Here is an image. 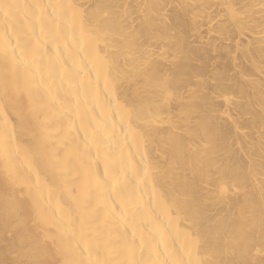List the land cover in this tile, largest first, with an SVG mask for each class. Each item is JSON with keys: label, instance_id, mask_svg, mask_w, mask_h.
Segmentation results:
<instances>
[{"label": "bare ground", "instance_id": "obj_1", "mask_svg": "<svg viewBox=\"0 0 264 264\" xmlns=\"http://www.w3.org/2000/svg\"><path fill=\"white\" fill-rule=\"evenodd\" d=\"M241 1L6 0L0 259L89 264L107 256L98 243L135 234L137 258L155 264H264V0ZM213 2L225 23L212 24ZM6 78L19 92L5 95ZM31 107L42 154L30 136L10 139ZM51 235L64 238L55 257Z\"/></svg>", "mask_w": 264, "mask_h": 264}, {"label": "snow or ice", "instance_id": "obj_2", "mask_svg": "<svg viewBox=\"0 0 264 264\" xmlns=\"http://www.w3.org/2000/svg\"><path fill=\"white\" fill-rule=\"evenodd\" d=\"M14 5L11 3L6 2V0H0V14H3L5 18H10L12 15V9ZM4 58L6 61L9 59L12 62V71L13 77H15V68L17 63H19L16 50L13 49L11 55L7 50L3 52ZM264 71V69H262ZM118 86L117 83H113V88ZM10 88H13L15 91L19 92L18 85L15 84L14 79L9 81L7 78L3 83V90L5 95L8 94ZM40 111L36 107H31L27 111H21L17 116L19 131L17 132L15 129L12 133L11 140L15 141L17 136L23 138L25 136H30L33 140V147L36 153L42 154V149L44 146V126L43 123L39 119ZM31 152V149H30ZM46 179L48 178V174L45 173ZM9 183L15 187L16 186V174L14 172H9L7 177ZM30 179V177H29ZM56 180V173L55 171L52 172L51 181ZM98 180L102 181L103 178H99ZM39 176L37 175L36 184H39ZM16 215V208L14 205L7 204L5 205V228L8 232V235H12L11 228H9L10 224V217H14ZM46 243L50 244L48 251L50 254L55 257L57 254L61 253L64 248V238L62 236L51 235L46 237ZM188 244V251L189 254L195 250L199 251L200 248V240L196 236H189L187 239ZM98 254L99 250L102 249L107 253V256L100 260L97 259L96 261H90L89 264H155V261H149L145 259H138V255L143 257L145 252V243L143 239L137 243V239L135 234L129 239L127 234L123 237L116 236L115 238L109 237L107 240L103 241L102 243L97 244ZM87 250V245L82 251ZM151 252V250H150ZM261 255H264V249L261 250ZM123 256L124 259H119L118 257ZM0 264H26L25 261H10L8 259H0ZM31 264H37V262H31ZM44 264H76V262L63 260L58 261L56 259L46 261ZM162 264H168L165 260ZM188 264H213L211 261L207 260H200L197 259L195 261L189 260ZM232 264H249L247 261L243 262H232Z\"/></svg>", "mask_w": 264, "mask_h": 264}, {"label": "rangeland", "instance_id": "obj_3", "mask_svg": "<svg viewBox=\"0 0 264 264\" xmlns=\"http://www.w3.org/2000/svg\"><path fill=\"white\" fill-rule=\"evenodd\" d=\"M232 1L234 2L235 6H239L241 4L239 2V0H232ZM242 1H245V0H242ZM209 11H211L214 14H217V13L219 14V16H217V17H215V19H213L212 24L216 23L217 25H219V24L225 23V15L227 13L226 5L220 4L218 2H213V4H211V6L209 8ZM220 17H222V20L219 19ZM206 29H207L206 25H203L201 27L202 34L209 35L211 38L215 39L216 41L223 40L222 36L218 35V33H216V31H209L207 33ZM190 39H194V35L192 33L190 34Z\"/></svg>", "mask_w": 264, "mask_h": 264}]
</instances>
